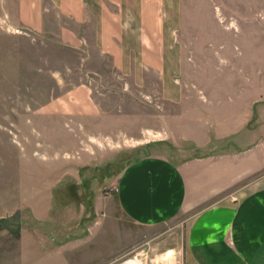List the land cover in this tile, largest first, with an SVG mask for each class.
<instances>
[{"label":"crops","instance_id":"1","mask_svg":"<svg viewBox=\"0 0 264 264\" xmlns=\"http://www.w3.org/2000/svg\"><path fill=\"white\" fill-rule=\"evenodd\" d=\"M0 34L73 51L85 77L0 124L13 150L0 155V222L24 213L0 229V264H111L180 219L181 264H264V0H0ZM102 66L135 82L152 73L176 107L164 139L185 153L128 163L106 193L97 133L119 114L93 96Z\"/></svg>","mask_w":264,"mask_h":264},{"label":"rangeland","instance_id":"2","mask_svg":"<svg viewBox=\"0 0 264 264\" xmlns=\"http://www.w3.org/2000/svg\"><path fill=\"white\" fill-rule=\"evenodd\" d=\"M91 55L90 62L93 64L95 52L91 51ZM75 61L76 53L42 38L31 41L23 35L0 34V124L7 125L23 117L20 114L25 108L36 107L83 80L85 77L73 66ZM65 66L70 70H66ZM209 68L215 73L214 66ZM57 70L63 76L61 83H56L52 76ZM144 76V82H135V75L119 78L114 69L102 66L101 74L91 80L93 96L103 111L119 114L111 121L104 119L97 133L109 140L108 147L99 149L106 161L95 169L98 181L103 180L104 174L110 175V184L101 187L103 193L114 190L121 168L136 159L159 152H165L175 160L185 155L164 139L163 128H170L169 116L175 113L176 107L157 98L159 82L152 73H145ZM6 134L0 130V155L13 152ZM80 185L81 194L75 195V199L85 201L88 194L83 188H88L90 182L84 180ZM23 214L1 221L0 229L16 231ZM183 221L177 220L176 225L172 224L159 234L145 231L143 237L136 238L111 264L144 256L151 264H161L165 256L161 254V247L165 246L172 247L169 264H181Z\"/></svg>","mask_w":264,"mask_h":264}]
</instances>
